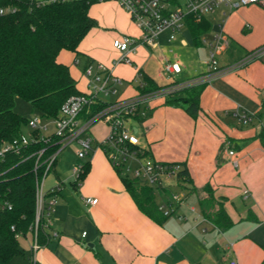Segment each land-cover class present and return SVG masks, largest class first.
Segmentation results:
<instances>
[{
    "label": "crops",
    "instance_id": "crops-1",
    "mask_svg": "<svg viewBox=\"0 0 264 264\" xmlns=\"http://www.w3.org/2000/svg\"><path fill=\"white\" fill-rule=\"evenodd\" d=\"M220 9L222 12L214 18L220 22L212 27L216 30L219 26L229 45L218 55L221 72L205 81L198 117L194 119L183 109L166 105V98L160 95L145 103L147 114L132 124L141 147L151 157L180 163L188 169L192 189L184 188L178 180L170 181L159 192L163 200L175 193V187H182L190 192L195 205L184 207V198L177 206L176 211L183 206L179 213L175 211L163 223L153 221L139 209L99 147L104 138L96 140L91 135L98 146L89 158V173L69 188L56 175V184L44 190L60 187L47 227L50 240L34 249V234L21 237L25 255L17 257L14 264H264V54L231 68L264 47V8L248 5ZM89 14L98 27L81 42L78 55L67 50L58 55L81 92H87L84 70L90 62L108 66L130 84L138 70L162 87L208 77V71L180 81L176 75L182 72L172 78L162 74L164 61L171 60L162 45L163 36L154 51L141 47L130 55L132 64L113 66L120 58L114 40L124 35L139 37L140 31L115 2L94 4ZM182 33L177 36L180 45ZM168 38L167 33L165 41L171 42ZM232 47L234 53L227 56ZM153 53L161 55L155 73L148 70ZM81 79L85 80L83 88L78 84ZM129 88L122 93L120 90L118 101L139 96L138 90ZM237 110L256 116L249 124H242L233 115ZM229 151H234V156ZM207 187L232 220L231 227L217 228L204 216L200 202L209 197ZM88 197L99 202L87 205Z\"/></svg>",
    "mask_w": 264,
    "mask_h": 264
},
{
    "label": "trees",
    "instance_id": "trees-1",
    "mask_svg": "<svg viewBox=\"0 0 264 264\" xmlns=\"http://www.w3.org/2000/svg\"><path fill=\"white\" fill-rule=\"evenodd\" d=\"M7 1L10 0H1L0 5ZM94 4L97 2L83 0L35 7L23 0L18 4L17 13L0 15V148L26 134L25 127L29 128L31 117L27 118L15 110L17 99L29 103L33 112L40 117L52 120L58 117L61 106L70 97L83 94L77 88L68 66L58 61V55L63 50L78 55L81 42L98 27L97 20L89 14ZM187 26L195 44L199 46L202 44L200 36L210 31L212 23L208 18L197 20L190 16ZM139 71L144 83L142 87L136 86L140 95L173 87L159 86L150 76ZM205 86L206 82H202L172 89L163 94L165 104L181 108L196 119L201 110L200 96ZM108 105L110 102L92 103L84 109L80 119L88 121ZM261 136H264V126ZM99 147L104 151L103 142ZM60 148L58 139L47 143L37 141L23 148L19 154L10 152L0 157V264H14L17 257L25 255L19 239L28 233L35 235L39 247L50 240L45 219L39 221L36 229V192L38 183L45 177L48 159ZM141 155L151 157L144 149ZM56 163L57 159L51 171L55 170ZM82 164L84 169L79 180L89 173L91 161H82ZM171 164L181 166L178 181L184 188L192 189L188 169L180 163ZM113 167L139 209L153 221L163 223L168 217L159 210L157 189L124 176L121 169ZM207 191L209 197L200 202L204 216L217 228L231 227L232 220L222 205L215 201L209 187ZM53 194L48 191L46 197Z\"/></svg>",
    "mask_w": 264,
    "mask_h": 264
},
{
    "label": "built area",
    "instance_id": "built-area-1",
    "mask_svg": "<svg viewBox=\"0 0 264 264\" xmlns=\"http://www.w3.org/2000/svg\"><path fill=\"white\" fill-rule=\"evenodd\" d=\"M1 1V0H0ZM23 0H10L4 5H0V15L7 16L19 11L18 4ZM32 6L41 7L47 4L83 1V0H27ZM85 1V0H84ZM97 3L115 2L129 15L130 21L140 31L139 37L124 35L114 40L113 47L120 54V58L113 62V66L120 64H132L130 55L136 53L141 47L154 51L164 33L169 34V41L177 40L178 34L187 26V19L194 16L197 20L206 18L208 14L214 13L222 7H228L230 10L238 9L242 6L260 5L264 8V0H87ZM224 15H226L224 13ZM203 42L209 47L208 77H202L186 85L173 86L172 88L157 91L154 93L140 95L136 98L110 102L106 109L88 121H82L80 116L84 109L92 103L103 101L110 97H116L124 80L113 73L111 68L101 63H91L85 67L84 75L87 79V92L82 95L70 97L60 108L57 118L47 120L50 123L40 121L39 115L32 117L29 121V133L22 134L12 141L3 144L0 148V157L7 153H20L23 148L37 141L51 142L58 139L61 148L48 159V165L45 177L37 185L36 192V229L39 221L45 219L46 228L50 225L52 207L56 204V195L60 187L50 190L54 193L47 198L43 189V182L51 172L53 165L58 158L59 153L68 145L76 142L79 146L77 151L78 162L74 166V176L79 181V176L83 172L82 160L89 157L93 149V137L90 134L92 127L98 121H104L110 129L108 137L103 141L107 158L113 166L124 170L122 175L138 180L152 188L161 190L169 184L170 181L178 180L181 166L157 161L151 157L142 156L140 138L130 123L134 117H143L147 114V108L143 106L149 103L156 96L163 95L172 89L190 84H198L208 81L209 78L221 72L219 51L227 48L229 40L223 31L216 33L212 41ZM182 45L187 42L182 40ZM264 54V47L253 52L248 59L236 63L231 68L239 67L250 60ZM183 63L177 59L172 62L166 59L162 65V74L169 78L182 72ZM134 82L141 87L144 85L140 71ZM233 115L242 124H249L253 117L247 111L237 110ZM54 125V130L50 132V124ZM42 153H40L41 156ZM234 151H229L230 156H234ZM235 166L237 164L235 163ZM99 202L97 198L88 197L85 199L87 205L94 206ZM184 202V198L178 194L171 193L170 198L165 200L160 206V211L165 217L172 216L177 206ZM2 204L0 203V208ZM10 207V206H8ZM184 220L183 216L178 217ZM57 235V234H55ZM86 235V233H84ZM40 248L35 238L34 249ZM231 264H237L232 261Z\"/></svg>",
    "mask_w": 264,
    "mask_h": 264
},
{
    "label": "rangeland",
    "instance_id": "rangeland-1",
    "mask_svg": "<svg viewBox=\"0 0 264 264\" xmlns=\"http://www.w3.org/2000/svg\"><path fill=\"white\" fill-rule=\"evenodd\" d=\"M221 9L216 10L214 13L212 14H208L206 18H208V20L212 23V24H218L220 21H218L216 23V21L214 20V18H216L215 16H218L220 14ZM215 21V22H214ZM221 29L219 28V26L217 25L216 30L213 29V27L210 29V31L203 33L199 40L202 41V44H200L199 46H197L195 44L194 41V37L189 29L188 26H186L183 29V33H182V39H184L187 42V46H182L180 45L179 40H175V41H165V37L167 35V33H164L162 36L163 43L162 45L167 49V55L171 58V61L174 62L175 60L179 59L182 61L183 63V67H182V73L179 75H176V78L178 81L182 80L184 77L186 78H193L195 76H198L199 74L206 72L209 70L208 68V60H209V47L203 42V39H207L208 42L212 41L213 36L217 33L220 32ZM179 39V38H178ZM221 53V51L219 52ZM234 53V48H230L229 51L227 52V56L229 54ZM160 53H153L151 55V59L150 60V65L151 67L148 69L151 73H155L156 69V62H157V57L161 56L159 55ZM225 56V55H224ZM78 84L80 85V87H84L85 85V80L81 79L78 80ZM129 86V89H132V91H137V84L133 83H125L124 82V86H122V88L120 89L122 93L123 90L126 89V87ZM119 97V95H118ZM118 97H110L107 99H104L107 102H116L118 101ZM15 110L20 113L21 115L27 117V118H32L34 116H36L37 114H35L30 106L29 103H27L26 101L22 100V99H17L16 100V104H15ZM40 121L43 123H50L48 122L46 119L44 118H40ZM131 124L135 125V122L132 121L130 122ZM49 131L52 132L54 130V125L51 123L49 126ZM94 129V131H92ZM25 131L28 134L29 128L28 126L25 127ZM91 135L96 138V140H99L100 138H104V140L108 137L109 133H110V129L109 126L104 122V121H98L94 127L91 129L90 131ZM103 140V141H104ZM93 149L95 150L97 148L96 143L93 142ZM79 150V146L76 142L68 145L66 148H64L58 155V160H57V167H56V171L52 170L48 176L44 179L43 182V189L45 191L49 190L52 186H54L56 184V175H60V178L62 180L65 181L66 183V188L71 187L72 183L76 180L75 176H74V166L77 163V151ZM93 155V152L91 153V155L87 158L85 157L82 161L83 162H87V160H89V158ZM122 172L125 173L124 170H122ZM132 176V174H130V177ZM174 192L175 194L180 195L181 197L185 198V203L183 204V206L185 207H189L191 208V206L195 205V203L191 200L192 195L190 194V192L182 187H175L174 188ZM156 202L158 203V205H161L164 200L162 198V196L160 195L159 191H156ZM182 206V207H183ZM180 207L176 213L181 210ZM198 208V207H197ZM21 243L24 244V241L21 240ZM23 261L21 259L18 260Z\"/></svg>",
    "mask_w": 264,
    "mask_h": 264
}]
</instances>
